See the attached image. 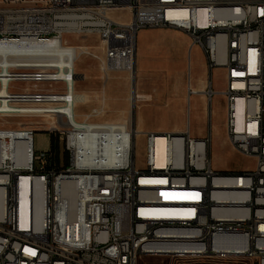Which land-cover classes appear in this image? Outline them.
Wrapping results in <instances>:
<instances>
[{
  "label": "built area",
  "instance_id": "obj_1",
  "mask_svg": "<svg viewBox=\"0 0 264 264\" xmlns=\"http://www.w3.org/2000/svg\"><path fill=\"white\" fill-rule=\"evenodd\" d=\"M85 5L94 6L91 16H83ZM143 29L184 33L210 74L224 71L225 90L214 93L209 79L204 94L226 99L227 138L254 159L252 170L214 171L210 136L191 137L189 125L182 133H143L146 167L139 169L132 117L128 125L92 119L77 126L76 104L56 105L76 91L82 48L99 60L103 78L133 76ZM68 36L98 39L103 57ZM2 48L0 118L49 119L54 144L37 150L35 127L18 123L21 139L0 149V264H138L139 252L169 260L224 254L227 261L240 253L243 264H264V0H0ZM64 60H72V73L59 80ZM101 102L92 118L105 113ZM137 103L131 99V116ZM87 132L98 167L86 165ZM105 132L118 133L117 162L99 163Z\"/></svg>",
  "mask_w": 264,
  "mask_h": 264
},
{
  "label": "rangeland",
  "instance_id": "obj_2",
  "mask_svg": "<svg viewBox=\"0 0 264 264\" xmlns=\"http://www.w3.org/2000/svg\"><path fill=\"white\" fill-rule=\"evenodd\" d=\"M144 32V34H142ZM72 44L88 45L94 54L103 57L98 39L92 37L79 41L66 37ZM137 69L135 74L112 73L103 78L100 62L89 55H83L76 64L78 79L76 92L85 96L83 103L76 104V119L79 122L110 121L124 122L134 119L135 128L141 134L136 139V166L146 167V138L143 133H169L175 129L185 131L189 125L191 137H209V158L212 169L224 174H237L252 170L255 161L233 149L226 133L227 104L224 96L214 94L212 101L192 94L193 88L203 81L206 88L209 79L214 93L226 88L224 71L215 69L210 74L204 53L199 47L191 48V40L184 33L168 29H143L138 36ZM141 67V69H140ZM143 68V69H142ZM202 85V84H201ZM190 88V94H187ZM167 89V90H166ZM151 97L149 102L138 101L131 116L133 91ZM184 99L183 109L172 108L163 111L168 98ZM188 96L190 97L188 99ZM105 97V113L92 118V111L101 109ZM50 120L0 118V130H18L21 127H35L36 140L47 145V128ZM34 123L35 126L30 124ZM243 264V259L215 258L202 262L172 261L161 258H143L139 264Z\"/></svg>",
  "mask_w": 264,
  "mask_h": 264
},
{
  "label": "bare ground",
  "instance_id": "obj_3",
  "mask_svg": "<svg viewBox=\"0 0 264 264\" xmlns=\"http://www.w3.org/2000/svg\"><path fill=\"white\" fill-rule=\"evenodd\" d=\"M94 13V6L93 5H85L83 8V16H91V14ZM7 48H2L0 49V52H7ZM82 56L83 55H88L89 50L85 51V48H82ZM57 52V45H50L49 46V54H56ZM72 73V60H64L63 62H60V68H56V75L57 79L59 80H68V75H71ZM198 93H203L201 92H196ZM151 97L140 94L139 92L133 91V102H138V101H143V102H149ZM64 100L67 101H72V109H73V104H79L83 103L86 98L84 95L77 93L76 91L68 93L65 98L64 97H56V105H64ZM74 114H76L74 112ZM74 123L77 126L82 125L78 120H74ZM129 121H124L121 122V125H128ZM92 128H87V131H91ZM87 132V133H88ZM140 134L136 130V135ZM87 141H86V149H87V154L89 158H86V165H91V167H98V159H93L92 158V148H93V141H92V136H89L90 134H87ZM21 139L20 135L17 134L16 131L14 130H0V149L3 152H7L10 148L11 145L16 140ZM157 146H158V151L162 152L165 146V140L162 137H159L157 140ZM102 147L106 148V151L108 152H100L99 153V163H111V162H117V150L119 149V144H118V133L117 132H105L102 135ZM94 154V152H93ZM76 162H84V155H76ZM29 184L28 179H23L22 180V188L23 190L21 191V201H22V206L24 203L27 201V196L26 193L24 192V186H27ZM238 258V259H243V255L240 253H230L228 258ZM143 258H161L163 257L160 254L156 253H147L146 252H139V259ZM215 258H227L226 255L224 254H205V256H194L192 254H180L179 257H173L172 261H186V262H202V261H207L210 259H215ZM141 260H138V264L140 263ZM206 264V263H205Z\"/></svg>",
  "mask_w": 264,
  "mask_h": 264
},
{
  "label": "crops",
  "instance_id": "obj_4",
  "mask_svg": "<svg viewBox=\"0 0 264 264\" xmlns=\"http://www.w3.org/2000/svg\"><path fill=\"white\" fill-rule=\"evenodd\" d=\"M142 34H144V32H142ZM139 36V35H138ZM137 51H138V47H137ZM136 69H137V60H136ZM140 69H141V67H140ZM143 69V68H142ZM202 84V85H201ZM204 85V83H203V81H200L196 86L197 87H195V88H193V90L191 91V93L192 94H195V95H198V96H200V98L204 101L205 99H208L207 97H206V95L204 94V92L207 90V88H206V83H205V86L204 87H202ZM167 90V89H166ZM201 91H203V93H198V94H196V92H201ZM187 94H190V88H189V91H188V93ZM190 97L188 96V99H189ZM183 103H184V99L183 98H179L178 100L176 99H174V97L172 98V96H170L169 98H168V101H167V103L165 104V105H162V106H158V108L160 109V110H163V111H169V110H171L172 108H178V107H180V108H182L183 109ZM135 123V122H134ZM169 133H182L183 131H181V130H179V129H175V130H172V131H168ZM45 134H47V133H45ZM50 146H51V141H50V136H49V134H47V145L46 146H44V144H43V141L41 142V141H38L37 142V140H36V136H35V147H36V149L37 150H47V149H49L50 148Z\"/></svg>",
  "mask_w": 264,
  "mask_h": 264
},
{
  "label": "trees",
  "instance_id": "obj_5",
  "mask_svg": "<svg viewBox=\"0 0 264 264\" xmlns=\"http://www.w3.org/2000/svg\"><path fill=\"white\" fill-rule=\"evenodd\" d=\"M50 141H51V145H53V144H54V139H53V137H50Z\"/></svg>",
  "mask_w": 264,
  "mask_h": 264
},
{
  "label": "water",
  "instance_id": "obj_6",
  "mask_svg": "<svg viewBox=\"0 0 264 264\" xmlns=\"http://www.w3.org/2000/svg\"><path fill=\"white\" fill-rule=\"evenodd\" d=\"M77 79H83L82 75H77Z\"/></svg>",
  "mask_w": 264,
  "mask_h": 264
}]
</instances>
